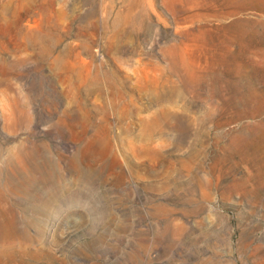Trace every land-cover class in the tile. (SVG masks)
Masks as SVG:
<instances>
[{
	"label": "rangeland",
	"instance_id": "1",
	"mask_svg": "<svg viewBox=\"0 0 264 264\" xmlns=\"http://www.w3.org/2000/svg\"><path fill=\"white\" fill-rule=\"evenodd\" d=\"M0 264H264V0H0Z\"/></svg>",
	"mask_w": 264,
	"mask_h": 264
},
{
	"label": "bare ground",
	"instance_id": "2",
	"mask_svg": "<svg viewBox=\"0 0 264 264\" xmlns=\"http://www.w3.org/2000/svg\"><path fill=\"white\" fill-rule=\"evenodd\" d=\"M178 94V93H177ZM162 98V97H161ZM164 99V98H163ZM165 110V109H164ZM166 114V113H165ZM165 117V116H164ZM157 120V119H156ZM156 122V121H155Z\"/></svg>",
	"mask_w": 264,
	"mask_h": 264
}]
</instances>
